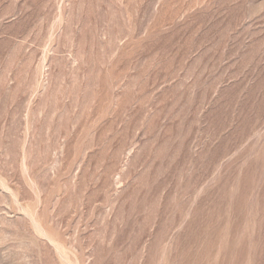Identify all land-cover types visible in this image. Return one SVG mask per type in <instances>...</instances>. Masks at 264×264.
Here are the masks:
<instances>
[{
    "label": "rangeland",
    "instance_id": "obj_1",
    "mask_svg": "<svg viewBox=\"0 0 264 264\" xmlns=\"http://www.w3.org/2000/svg\"><path fill=\"white\" fill-rule=\"evenodd\" d=\"M0 264H264V0H0Z\"/></svg>",
    "mask_w": 264,
    "mask_h": 264
}]
</instances>
